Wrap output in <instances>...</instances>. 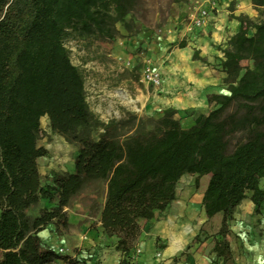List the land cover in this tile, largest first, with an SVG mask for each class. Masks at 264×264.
I'll list each match as a JSON object with an SVG mask.
<instances>
[{
    "label": "trees",
    "instance_id": "obj_1",
    "mask_svg": "<svg viewBox=\"0 0 264 264\" xmlns=\"http://www.w3.org/2000/svg\"><path fill=\"white\" fill-rule=\"evenodd\" d=\"M138 0H0V264H53L61 257L43 242L50 223L69 226L73 199L106 183L101 222L129 264L141 220L169 209L185 174L209 175L202 196L207 218L222 215L213 253L234 264L229 235L235 211L250 196L255 213L264 202V0L258 16L240 14V27L223 49L222 69L233 82L211 92V109L189 127L168 107L160 116L101 122L86 98L85 79L65 45L81 38H114L116 24ZM186 42L181 41L180 47ZM201 58V57H200ZM53 132L79 145L74 171L43 185L37 143L41 118ZM103 128L99 139L93 131ZM57 205L32 217L42 198ZM67 257V256H64Z\"/></svg>",
    "mask_w": 264,
    "mask_h": 264
},
{
    "label": "rangeland",
    "instance_id": "obj_2",
    "mask_svg": "<svg viewBox=\"0 0 264 264\" xmlns=\"http://www.w3.org/2000/svg\"><path fill=\"white\" fill-rule=\"evenodd\" d=\"M186 2L187 0H138L134 11L127 16L130 27L121 22L117 23L114 38L96 36L81 38L72 33L67 35L65 45L69 49L72 61L79 66L84 76L87 102L101 122L107 123L111 119H127L130 115H136L142 119L161 115L153 112L146 113L141 110L140 106H136L134 91L137 88H154L153 85L143 81L145 65L150 63L156 68V63L150 55V51H154L153 48L161 47V41H164L170 48L180 46L181 41H185L181 40L179 36L175 40L173 36L176 30L174 29L175 21L179 15L186 11ZM162 35L164 36L162 37ZM120 90L126 91L128 97L135 99V102L129 103L125 98L117 97L116 94ZM103 132L101 127L93 131L92 135L95 139H99ZM37 143L48 150L46 155L38 158L43 185L54 186V180L58 174L74 171L79 145L76 142H69L64 136L53 132L47 116L41 118ZM188 178L181 193L173 201L175 203L178 199L186 200L188 205L192 204L194 210L189 216L193 223L186 229L187 239L183 252L189 254L194 244L201 246L206 243L204 252L209 259L208 264H223L222 260L217 259L212 251L214 237L217 235L221 223L216 226L213 218H204L201 214L203 208L201 188L209 179V175L198 178V181L196 175L188 176ZM105 198V182H99L96 186L77 195L71 205L66 208L69 219L68 227L56 225L53 222L40 231L45 245L55 250L58 246L64 245L69 251L78 255L83 253V249H86L84 253L93 252L96 262L106 261L105 264H114L119 250L110 236H103L100 241L95 240V243L85 244L83 242L82 246H78L83 235L97 231L94 235L98 237L99 211ZM56 205V195L51 200L42 198L37 205L28 210V214L36 217L42 211L51 210ZM163 214L165 213H158V216ZM142 221L145 222L141 224L144 228L146 222L152 220ZM231 247L234 264H237L236 250L232 244ZM103 248L110 250L102 253ZM123 257L121 252L119 261Z\"/></svg>",
    "mask_w": 264,
    "mask_h": 264
},
{
    "label": "crops",
    "instance_id": "obj_3",
    "mask_svg": "<svg viewBox=\"0 0 264 264\" xmlns=\"http://www.w3.org/2000/svg\"><path fill=\"white\" fill-rule=\"evenodd\" d=\"M217 1L218 9L214 11L209 24L190 40H185L187 41L185 47L170 48L161 41V47H155L154 51H150L156 68L161 71L163 83L158 88H137L134 91L135 104L140 106L141 110L159 115L168 107L175 108L183 126L189 127L194 124L198 114L207 113L211 109L208 101L209 93H227V86L233 82V79L222 69L223 49L230 36L240 27L236 16L244 13L255 18L258 16V11L252 0ZM173 37L176 40L178 36L175 34ZM188 176L191 175L185 174L180 179L176 187V196L181 193L185 181L189 179ZM208 180L201 188L202 196ZM193 212L191 203L188 205L186 200L178 199L171 204L169 211L164 212L165 214L158 216L157 213L151 222H146L137 241V247H141L142 252L136 256L135 263L167 264L168 261L178 260L189 264H208L209 259L204 252L206 243L201 246L194 244L189 254L183 252L187 239L186 229L193 223L189 216ZM100 213L101 209L97 228L98 237L94 235L97 231H94L87 235L85 240H81L78 246H82L83 242L95 243V240L100 241L103 236H107L104 233ZM201 214L207 218L204 208ZM213 220L215 225L219 226L222 215L216 214ZM140 223L145 222L141 220ZM110 238L116 244L117 237L110 236ZM229 239L236 250L237 264L241 261L245 264H264V202L260 212L255 213V204L250 196L243 199L231 222ZM85 250L83 249V253L79 256L93 255V252L84 253ZM109 250L103 248L101 251L103 253ZM157 252L162 253L161 258L156 256ZM120 256L121 252L117 251L114 264L118 263ZM94 260L96 262V259ZM105 262L97 261L96 264H105Z\"/></svg>",
    "mask_w": 264,
    "mask_h": 264
},
{
    "label": "built area",
    "instance_id": "obj_4",
    "mask_svg": "<svg viewBox=\"0 0 264 264\" xmlns=\"http://www.w3.org/2000/svg\"><path fill=\"white\" fill-rule=\"evenodd\" d=\"M186 11L179 15L175 21L174 29L175 34L179 36L181 40H190L199 31L204 29L211 21L214 11L218 9L217 0H187ZM143 81L158 88L163 83L161 71L158 68L153 67L150 63H147L144 67ZM124 91V90H120ZM126 92V91H124ZM117 97H122L119 92L116 94ZM124 98V97H123ZM127 102L134 103L135 99L125 98ZM87 235H83L81 240H85ZM80 246V245H79ZM56 252L61 255L60 258L55 260L53 264H96L93 255H82L79 256L73 251H69L64 245L57 247ZM142 252L141 247L134 248L130 253V263L136 264L135 259L138 254ZM67 256V257H64ZM158 258L162 257L161 252H157ZM167 264H189L183 261H168ZM238 264H245L243 261Z\"/></svg>",
    "mask_w": 264,
    "mask_h": 264
},
{
    "label": "bare ground",
    "instance_id": "obj_5",
    "mask_svg": "<svg viewBox=\"0 0 264 264\" xmlns=\"http://www.w3.org/2000/svg\"><path fill=\"white\" fill-rule=\"evenodd\" d=\"M119 94L124 98H128V94L124 91H119Z\"/></svg>",
    "mask_w": 264,
    "mask_h": 264
}]
</instances>
